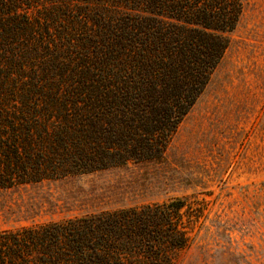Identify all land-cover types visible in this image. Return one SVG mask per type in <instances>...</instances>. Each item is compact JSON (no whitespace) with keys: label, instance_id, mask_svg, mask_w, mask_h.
Instances as JSON below:
<instances>
[{"label":"trees","instance_id":"obj_1","mask_svg":"<svg viewBox=\"0 0 264 264\" xmlns=\"http://www.w3.org/2000/svg\"><path fill=\"white\" fill-rule=\"evenodd\" d=\"M36 5L39 16L21 13ZM240 10L239 0H0V189L160 158ZM184 204L3 231L0 264H169L188 242Z\"/></svg>","mask_w":264,"mask_h":264},{"label":"rangeland","instance_id":"obj_2","mask_svg":"<svg viewBox=\"0 0 264 264\" xmlns=\"http://www.w3.org/2000/svg\"><path fill=\"white\" fill-rule=\"evenodd\" d=\"M239 2L160 158L0 189V233L180 199L188 242L167 252L169 264H264V0Z\"/></svg>","mask_w":264,"mask_h":264}]
</instances>
